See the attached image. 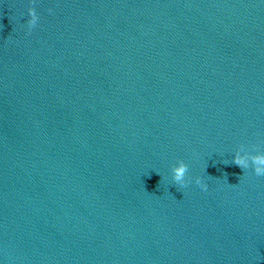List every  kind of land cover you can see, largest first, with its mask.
Here are the masks:
<instances>
[{
	"label": "water",
	"instance_id": "obj_1",
	"mask_svg": "<svg viewBox=\"0 0 264 264\" xmlns=\"http://www.w3.org/2000/svg\"><path fill=\"white\" fill-rule=\"evenodd\" d=\"M32 264H264L255 173Z\"/></svg>",
	"mask_w": 264,
	"mask_h": 264
},
{
	"label": "clouds",
	"instance_id": "obj_2",
	"mask_svg": "<svg viewBox=\"0 0 264 264\" xmlns=\"http://www.w3.org/2000/svg\"><path fill=\"white\" fill-rule=\"evenodd\" d=\"M29 13L31 19L28 21V26L31 29L37 24L39 17L34 7L29 9ZM234 162L239 165L242 169L246 167L245 161L240 157H236L234 159ZM253 163L256 165L254 169L255 175L264 176V166H262L264 165V155L255 156L253 159ZM188 171L189 165L187 163H184L183 161H181L176 167L173 168L172 179L176 185L180 187H187V185L191 182V180L187 178ZM195 183L204 190H207L208 188V185L204 183L200 177H196Z\"/></svg>",
	"mask_w": 264,
	"mask_h": 264
}]
</instances>
